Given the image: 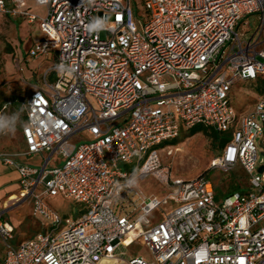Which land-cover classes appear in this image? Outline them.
I'll list each match as a JSON object with an SVG mask.
<instances>
[{"label":"built area","instance_id":"1","mask_svg":"<svg viewBox=\"0 0 264 264\" xmlns=\"http://www.w3.org/2000/svg\"><path fill=\"white\" fill-rule=\"evenodd\" d=\"M0 0V16L38 22L42 39L28 57L53 54L42 85L23 103V150L0 152L41 231L9 246L1 220L0 264H264V97L237 114L238 83L264 78V0ZM254 26L239 34L242 26ZM196 126L230 142L211 170L240 167L245 193L215 199L205 177H173L159 146ZM37 157L39 166L22 159ZM120 165L133 167L122 172ZM152 179L162 195L145 198ZM80 206L75 220L47 199ZM65 222V223H63ZM151 255L123 258L133 245Z\"/></svg>","mask_w":264,"mask_h":264},{"label":"rangeland","instance_id":"2","mask_svg":"<svg viewBox=\"0 0 264 264\" xmlns=\"http://www.w3.org/2000/svg\"><path fill=\"white\" fill-rule=\"evenodd\" d=\"M131 5L136 18L144 17L142 9L138 12L136 11V0H132ZM39 11V14L43 16L44 9L39 7ZM248 21L250 22L249 25L239 28V34L245 30H248V34L251 33L254 28L251 23L252 18H249ZM39 35L38 26L26 27L22 25L21 29L16 31L5 16L0 17V104L4 100H10L13 96L23 100L22 103L19 102L20 108L9 103L0 111V124L5 126L4 131H0V152L14 153L23 150L21 138V129L23 127L21 118L25 114L23 103L31 94L33 87L42 84L44 71L54 64L53 54L46 61L28 57L30 45L38 39ZM258 99L259 95L255 93V88L248 83H238L233 87L230 94L231 105L237 114H242L252 109ZM256 146L257 169H259L264 167V146L260 144L259 140L256 141ZM213 153L214 150L211 147L210 140L199 133L192 137H183V141L176 148L167 147L162 149L159 155L163 166L167 168L169 173L173 177L183 180L195 179L197 176L204 175L209 171H212L211 178L216 183H219L222 174L235 173L243 175L241 171L235 169L230 172L211 170L210 164ZM22 162L34 166H39L42 163L37 157L24 158ZM119 169L128 173L133 170V167L120 165ZM240 181L243 184L245 183L243 179ZM138 189L145 198L160 197L163 192L161 187L152 179L139 182ZM12 200H14V197L7 200L5 207L0 206L1 220L14 228L13 239L7 242L9 246H15L21 241L33 238L41 231L38 221L45 223L41 219L35 221L31 218L30 208L26 202L11 207L10 202ZM47 202L63 220H75L80 209V206L72 201L64 200L60 197L49 198ZM5 250L6 245L0 239V260L3 259ZM121 252L124 255L123 258L134 255L141 256L147 261L152 259L146 248L136 244L129 249H123Z\"/></svg>","mask_w":264,"mask_h":264},{"label":"trees","instance_id":"3","mask_svg":"<svg viewBox=\"0 0 264 264\" xmlns=\"http://www.w3.org/2000/svg\"><path fill=\"white\" fill-rule=\"evenodd\" d=\"M246 83L252 85L255 88V93L259 95V97H264V78H258L255 81H250ZM19 102L22 103L23 100L17 98L16 96L11 97L10 100H7V101L4 100L0 104V111L3 109V107H5V105L9 103H12L15 105V107L20 108ZM25 120H26V116L24 114V116L21 118V122L23 126H24ZM199 133L205 136L208 140H210L211 147L214 150L212 159L220 156L222 150L230 142L231 137H232V130H229L226 133H218L212 129L204 128L203 126H196L192 128L191 130H189L188 132L184 133L182 137H179L175 140L164 142L163 144L159 146L158 149L162 150L167 147L176 148L183 141V137L188 138V137H192ZM235 170L241 171L243 175L241 176L235 173H229L228 175L222 174L221 180L219 181V183H216L211 178L212 171H209L206 174L200 175L197 177H205L212 183L213 188H214V193H215V199L217 201H220L230 195H233L234 193H245L247 191L248 180H247L245 173L240 167H236ZM241 179H243V181L245 182L244 184L241 183L240 181Z\"/></svg>","mask_w":264,"mask_h":264},{"label":"crops","instance_id":"4","mask_svg":"<svg viewBox=\"0 0 264 264\" xmlns=\"http://www.w3.org/2000/svg\"><path fill=\"white\" fill-rule=\"evenodd\" d=\"M25 2H26V7H27V9L30 10V12H32L33 14H36L38 16H42L41 14H39L40 13L39 7L35 5L34 0H25ZM43 13H44V11H43ZM0 17H2V16H0ZM5 17L14 26L16 31H19V29H21L22 25H24L26 27L33 26V25L38 26V22L28 24L26 21H24L23 19H20V18H11V17H7V16H5ZM39 33H40V35H39L38 39L31 43L30 48L34 43H36L37 41L42 39V34H41L40 30H39ZM50 55L42 56L38 59H40V60L43 59V61H46V60H48ZM51 66H49L47 69H49ZM45 71H44V73H45ZM41 85H37V86L33 87V89L40 87ZM18 182H19V177H18L17 172L12 168H8V167H5V166L0 164V206L2 205L3 207H5L6 206L5 203L7 202V200L12 198V197H15L18 194L19 189H20Z\"/></svg>","mask_w":264,"mask_h":264},{"label":"water","instance_id":"5","mask_svg":"<svg viewBox=\"0 0 264 264\" xmlns=\"http://www.w3.org/2000/svg\"><path fill=\"white\" fill-rule=\"evenodd\" d=\"M258 173H259V174L264 173V167H260V168L258 169Z\"/></svg>","mask_w":264,"mask_h":264},{"label":"clouds","instance_id":"6","mask_svg":"<svg viewBox=\"0 0 264 264\" xmlns=\"http://www.w3.org/2000/svg\"><path fill=\"white\" fill-rule=\"evenodd\" d=\"M5 126L3 124H0V131H4Z\"/></svg>","mask_w":264,"mask_h":264}]
</instances>
